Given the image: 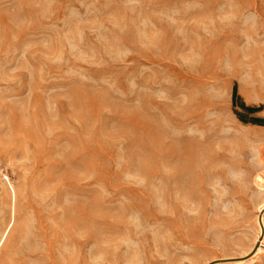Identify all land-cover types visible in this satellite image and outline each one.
Wrapping results in <instances>:
<instances>
[{
  "label": "rangeland",
  "instance_id": "obj_1",
  "mask_svg": "<svg viewBox=\"0 0 264 264\" xmlns=\"http://www.w3.org/2000/svg\"><path fill=\"white\" fill-rule=\"evenodd\" d=\"M263 198L264 0H0V264L242 256Z\"/></svg>",
  "mask_w": 264,
  "mask_h": 264
},
{
  "label": "bare ground",
  "instance_id": "obj_2",
  "mask_svg": "<svg viewBox=\"0 0 264 264\" xmlns=\"http://www.w3.org/2000/svg\"><path fill=\"white\" fill-rule=\"evenodd\" d=\"M180 141L176 140L173 143L172 148H170V151L172 153L176 152L177 154H175L178 157V151H180ZM186 164H180L177 165L176 167V178L178 179V181L181 180L182 176H183V172L186 171ZM257 181L262 182L263 178L261 176H257ZM256 212L254 214V227H255V240H254V246L253 248H251V252H247L246 254L242 255V256H238V257H224V258H215L209 262H207L206 264L210 263V262H215V264H243V262L245 261V258L250 255V257H253L254 255H256L257 253H259L260 251H262L264 249V198L262 200H260L259 202L256 203L255 206ZM249 257V258H250ZM248 258V259H249Z\"/></svg>",
  "mask_w": 264,
  "mask_h": 264
},
{
  "label": "crops",
  "instance_id": "obj_3",
  "mask_svg": "<svg viewBox=\"0 0 264 264\" xmlns=\"http://www.w3.org/2000/svg\"><path fill=\"white\" fill-rule=\"evenodd\" d=\"M262 264H264V262Z\"/></svg>",
  "mask_w": 264,
  "mask_h": 264
}]
</instances>
